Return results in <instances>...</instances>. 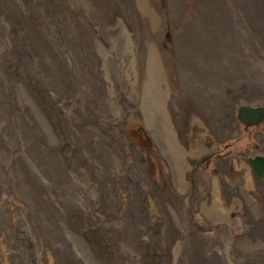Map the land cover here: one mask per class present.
Returning <instances> with one entry per match:
<instances>
[{"label": "rangeland", "instance_id": "rangeland-1", "mask_svg": "<svg viewBox=\"0 0 264 264\" xmlns=\"http://www.w3.org/2000/svg\"><path fill=\"white\" fill-rule=\"evenodd\" d=\"M145 2L179 189L148 133L143 69L136 99L118 85L130 54L113 37L138 39L132 0H0V264H264V176L235 119L264 103V0Z\"/></svg>", "mask_w": 264, "mask_h": 264}, {"label": "bare ground", "instance_id": "bare-ground-1", "mask_svg": "<svg viewBox=\"0 0 264 264\" xmlns=\"http://www.w3.org/2000/svg\"><path fill=\"white\" fill-rule=\"evenodd\" d=\"M132 3L135 6L134 11L136 9L138 15V22L135 23L134 26L136 27L135 31H137L138 34V36L136 35V38L138 39H136L135 41L133 37L132 36L130 37V35L128 34L120 35V37H118L117 35L113 37V46H117V49L118 46L120 47V45L123 46L122 48H126L127 46V48H129L128 53L130 54V57H128V59H125L127 60L126 63L123 60V56L120 53L118 54L117 51L119 50L117 51L115 50L117 52L116 54H118L117 57L120 59V62L122 64L121 66L122 68H119L121 71L118 72L120 79L118 85L120 86L124 85V88L127 87L130 90L131 95L133 94L134 99H136L137 91L135 89L136 88L135 80H136V76L138 75V69L140 70L143 69V74L145 75L143 74L142 75L145 80L144 83H142V85H144V91L146 92L147 96L150 98V101L147 105L148 106L147 120L150 121L151 128L148 129L149 131L148 133L151 140L154 142L157 148L166 156V159L169 162L172 172L171 179L173 186L179 189L183 183L182 179H180V177L182 176L180 175V170L183 169L182 166H184L182 160L183 151L179 148V146L173 139L172 130L170 129V125L167 121L166 115L161 105L162 92H160L158 86V82L162 81L166 85L167 89H171L167 74L168 70L165 68L164 65L163 66L158 65L157 63L156 66L158 71L157 73L153 72L154 73L153 76L151 75V77H153L154 79L151 78L148 74H146V70L148 71L149 68L153 66V63L156 64V62H159L158 59L160 53L158 54L156 52L155 44L157 43H154V40L156 39L155 34L157 33L156 31L160 23L159 15L155 11L154 7L152 8L146 4L145 0H132ZM114 49L116 48L114 47ZM107 59H105L104 61L105 74L108 75L110 90L111 92H114L116 84L114 83L115 80L113 81V76H111V73L113 71V67L116 66V64L114 65L113 62H110ZM165 59L163 61H165ZM114 68L118 69L117 66ZM156 90L157 93L159 94L156 93ZM114 110L116 114L119 112L118 107H114ZM128 125L130 126V128L134 130H137L138 128L137 124L131 123L130 120H128ZM140 134L141 136L144 135L143 132ZM196 146H198L197 141L193 145V148H196ZM218 207L219 206L217 202H214L213 206L209 208V210H211V212L214 213L213 211H217L219 209Z\"/></svg>", "mask_w": 264, "mask_h": 264}, {"label": "flooded vegetation", "instance_id": "flooded-vegetation-1", "mask_svg": "<svg viewBox=\"0 0 264 264\" xmlns=\"http://www.w3.org/2000/svg\"><path fill=\"white\" fill-rule=\"evenodd\" d=\"M250 106H260V107L264 108V103L263 104L250 103ZM259 118L260 119H258L256 123L244 124V123L240 122L235 116V119L240 123L241 128L243 129V131L244 132L247 131L246 133L249 134V137H246L247 139H246V141L244 143V146L239 150V152L242 155V157H243L244 161L246 162V164L249 166V168L251 170V173H252V176L255 179H257V178L260 179L262 176H264V151H263V149L259 150L260 149L259 148V144H261V143L264 144L260 140L261 131L264 130V127L263 128H258L257 127L258 122L260 120L264 119V114L262 116H260ZM238 137L239 136H232V138L234 140L237 139ZM254 139H256V140H254ZM227 156L229 157V149L227 150ZM260 162H263V165L261 166V169H260L261 175L259 177H257L253 173V168H255L256 166L260 165ZM255 170H257V167H256Z\"/></svg>", "mask_w": 264, "mask_h": 264}, {"label": "water", "instance_id": "water-1", "mask_svg": "<svg viewBox=\"0 0 264 264\" xmlns=\"http://www.w3.org/2000/svg\"><path fill=\"white\" fill-rule=\"evenodd\" d=\"M263 114H264V108L260 106H250L247 104H240L237 106L235 110L236 118L244 124L256 123L259 117L262 116ZM137 127H138L137 130L130 128V129H127L126 132L130 137L136 140L138 145L143 146L141 141L146 140V135H145V132L143 131V128H141L138 124H137ZM140 131H142L144 135L141 136L140 133L142 132ZM262 165H263V162H260V165L256 166L257 170H255L256 167L253 168V173L255 174V176L259 177L261 175L260 169Z\"/></svg>", "mask_w": 264, "mask_h": 264}, {"label": "trees", "instance_id": "trees-1", "mask_svg": "<svg viewBox=\"0 0 264 264\" xmlns=\"http://www.w3.org/2000/svg\"><path fill=\"white\" fill-rule=\"evenodd\" d=\"M83 238L85 239V241L88 243L89 242V240H88V238L84 235L83 236Z\"/></svg>", "mask_w": 264, "mask_h": 264}]
</instances>
